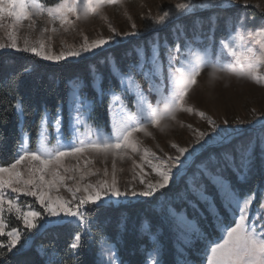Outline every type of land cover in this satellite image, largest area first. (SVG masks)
I'll return each instance as SVG.
<instances>
[{"label": "rangeland", "instance_id": "rangeland-1", "mask_svg": "<svg viewBox=\"0 0 264 264\" xmlns=\"http://www.w3.org/2000/svg\"><path fill=\"white\" fill-rule=\"evenodd\" d=\"M236 6L264 14V0H62L54 6L0 0V53L25 51L54 63L78 60L196 10ZM225 27L216 42L213 28L208 37L205 30L200 35L199 22L193 43L168 48L164 59L155 36L149 56L143 47L136 49L139 62L126 74L111 60L121 93L108 94L109 131L89 121L92 103L75 84L66 133L58 113L53 120L43 116L35 149L22 135L15 161L0 166V237L7 238L9 249L21 241L20 231L9 224L39 232L65 222L82 224L83 206L150 199L201 152L229 144L187 180L189 193L210 214L218 235L206 239L184 210L167 208L176 225V264H264V20L239 14ZM93 88L100 95L98 76ZM241 132L253 135L231 144ZM259 170L263 182L251 194L234 189L227 177L231 172L247 182ZM208 184L226 220L206 194ZM21 198L34 200L43 214ZM159 235L160 230L150 236L145 264H162ZM99 264H120L115 246L106 240Z\"/></svg>", "mask_w": 264, "mask_h": 264}, {"label": "trees", "instance_id": "trees-1", "mask_svg": "<svg viewBox=\"0 0 264 264\" xmlns=\"http://www.w3.org/2000/svg\"><path fill=\"white\" fill-rule=\"evenodd\" d=\"M37 1L45 6H54L62 0ZM239 14H244L247 19L264 20V14L254 7H215L180 16L158 31L129 39L78 60L54 63L25 51L9 50L0 53V166L6 167L15 161L23 134L29 137V148L35 149L39 125L44 115L47 114L53 120L60 113L62 129L64 133L67 132V103L75 84L81 85V93L92 103L89 121L94 127L109 131L108 94L121 93L119 82L111 71V60L121 74H126L131 65L139 62L136 49L143 47L145 56H149V44L155 42V36L159 54L164 59L168 48L181 47L186 40L193 43L199 22L200 35L205 30V36L208 37L213 28V40L217 42L225 36L227 19ZM211 18L215 19L213 24ZM95 76L100 78V95L93 88ZM48 129L52 131V126L48 125ZM252 135V132H241L230 139L231 144ZM228 145L201 152L185 173L176 176L168 187L159 190L150 199L83 206L80 210L82 224L65 222L48 226L41 232L25 230L19 222L9 224L10 229L20 231L21 241L17 248L11 250L7 247V238L0 237V264H99L100 245L104 240L115 246L120 264H145L147 254L152 249L150 236L157 234L158 230L162 264H176V225L167 208L171 207L176 212L184 210L187 217L200 227L206 239L218 235L213 230L210 214L189 193L187 180L197 172V166L211 156L219 155ZM227 177L234 189L246 194L253 193L256 185L263 182L260 170L247 182L238 181L231 172L227 173ZM206 194L211 196L218 213L226 220L227 214L219 197L209 184ZM189 202L195 204L198 210L192 208ZM21 203L43 214L32 199L21 198ZM76 237L77 247L73 249ZM194 260L201 262L198 258Z\"/></svg>", "mask_w": 264, "mask_h": 264}]
</instances>
